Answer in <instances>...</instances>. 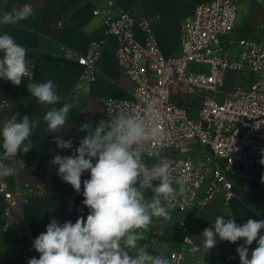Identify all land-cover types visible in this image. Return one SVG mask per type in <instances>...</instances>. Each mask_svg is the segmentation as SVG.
<instances>
[{
	"label": "built area",
	"instance_id": "2783aa9c",
	"mask_svg": "<svg viewBox=\"0 0 264 264\" xmlns=\"http://www.w3.org/2000/svg\"><path fill=\"white\" fill-rule=\"evenodd\" d=\"M237 4L238 0L198 4L181 23L179 49L171 54L159 47L146 16L123 10L92 11L106 26V33L116 38L117 65L134 84L131 100H102L104 118L110 110L121 109L143 115L146 104L154 103L162 134L144 146V161L149 166L157 163L159 153L170 163L172 175L185 181L187 192L169 209L178 217L182 237L181 248L169 254L170 264H182L187 258L200 264L203 248L191 235L193 210H203L218 195L229 204L244 180L264 183V165L259 163L264 158V41L237 32ZM135 27L143 32L142 41ZM61 51L81 68L72 87L74 98L88 94L104 41L93 40L83 53L67 46ZM0 106L6 104L0 102ZM15 113L20 114L18 121L24 116L11 111L0 116V124ZM45 191L41 184L12 188L6 178L0 180L3 229L26 235L22 198ZM258 217L264 220V203ZM156 243L152 240L143 251L154 255Z\"/></svg>",
	"mask_w": 264,
	"mask_h": 264
},
{
	"label": "crops",
	"instance_id": "0c3cea01",
	"mask_svg": "<svg viewBox=\"0 0 264 264\" xmlns=\"http://www.w3.org/2000/svg\"><path fill=\"white\" fill-rule=\"evenodd\" d=\"M112 6H108V2ZM208 0H0V18L4 12L18 9L25 3L33 5L35 15L15 25H0V34L7 32L21 46L27 49L26 59L30 65V75L25 76L20 86L0 79V116L11 111H21L30 118H39L41 123L29 138L33 149L19 153L18 158L25 161L26 168L13 177L6 178L10 187H24L26 184L44 185V195L27 194L22 198L21 207L27 229L26 235L8 232L3 229L4 217L0 198V264H27L39 253L32 247L33 240L46 231V225L55 218L60 223L71 220L75 223L79 216H86L88 209L82 204L84 199L74 189L57 176V167L50 162L56 154L70 155L79 140L86 135L79 132L80 125L91 122L93 125L103 116L102 100L116 98L131 100L133 82L120 70L115 58L117 40L108 35L102 20L93 15L94 8L115 13L118 10L132 11L137 17L146 16L152 25L159 47L165 54L178 52L180 25L191 15L198 4ZM237 32L264 41V0H238L236 16ZM136 37L142 41L143 32L135 27ZM93 40L104 41V53L97 65L96 79L91 83L88 94L74 98L72 87L78 80L81 68L73 60L66 59L61 51L67 46L85 52ZM3 53H0L2 58ZM51 79L57 86L63 102L72 105L69 127L58 135L65 140H73V149L61 150L56 147L54 135L46 132L43 116L47 109L40 105L27 90L29 83H43ZM57 108L62 104L55 105ZM49 108L52 105L48 106ZM86 110V111H85ZM3 149L0 148V154ZM167 153V152H166ZM144 159V157H143ZM145 160V159H144ZM89 173L82 175V181ZM158 183V182H154ZM151 196V193H148ZM264 203V183L256 184L244 180L234 191V197L225 204L221 195L216 196L203 210H193L194 241L203 248L200 264H236L239 256L236 248L243 244L221 241L217 236L214 248L205 249L201 233L211 227L215 217L224 215L227 220L234 218L237 224L248 219L259 220L258 211ZM171 218H153L146 239L138 242V250L148 248L156 240L154 255L167 256L182 246V237L177 228L178 217L170 212ZM264 234V229L261 230ZM246 247H257L254 241ZM182 264H193L187 258Z\"/></svg>",
	"mask_w": 264,
	"mask_h": 264
},
{
	"label": "clouds",
	"instance_id": "9594fccd",
	"mask_svg": "<svg viewBox=\"0 0 264 264\" xmlns=\"http://www.w3.org/2000/svg\"><path fill=\"white\" fill-rule=\"evenodd\" d=\"M35 15L33 5L25 3L18 9L6 11L0 25H15ZM0 79L20 86L28 74L27 49L4 32L0 34ZM30 95L47 111L43 116L46 132L54 135V143L61 150L73 149V140L58 135L69 127L72 105L64 101L57 86L49 79L43 83H29ZM62 104L57 108L55 105ZM52 105V107H48ZM86 111V110H85ZM143 115L127 110L109 111L98 122H84L78 131L84 132L70 155L56 154L51 164L57 176L84 197L86 219L79 216L60 223L53 218L40 233L32 247L39 258L27 264H170L167 256L138 250V242L146 239L153 218H171L169 209L178 196L187 192L185 181L174 177L168 160L157 153L158 162L147 165L143 159L144 146L161 136L157 124V110L148 102ZM19 113L0 124V180L13 177L26 168L19 153L33 149L29 139L41 123L39 118ZM264 157V152H262ZM259 163L264 165V158ZM87 172L89 178L82 181ZM264 182V177L261 178ZM158 182V183H154ZM173 184L178 188H174ZM151 193V196L148 195ZM163 201V202H162ZM264 220L248 219L237 224L234 218L215 217L211 227L201 233L205 249L210 250L221 241L236 244L240 264H264ZM257 243L251 251L253 242Z\"/></svg>",
	"mask_w": 264,
	"mask_h": 264
},
{
	"label": "rangeland",
	"instance_id": "374dc122",
	"mask_svg": "<svg viewBox=\"0 0 264 264\" xmlns=\"http://www.w3.org/2000/svg\"><path fill=\"white\" fill-rule=\"evenodd\" d=\"M238 81H240L239 78H237V82H238ZM166 152H167V154H170V153H171V152H169V151H166Z\"/></svg>",
	"mask_w": 264,
	"mask_h": 264
}]
</instances>
